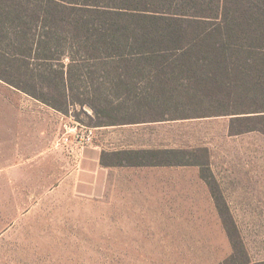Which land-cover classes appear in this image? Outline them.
Returning a JSON list of instances; mask_svg holds the SVG:
<instances>
[{
    "label": "trees",
    "instance_id": "trees-1",
    "mask_svg": "<svg viewBox=\"0 0 264 264\" xmlns=\"http://www.w3.org/2000/svg\"><path fill=\"white\" fill-rule=\"evenodd\" d=\"M0 80L63 114L81 109L88 126L231 116L232 134H264V0H0ZM164 157L201 165L232 244L218 264H264L252 261L208 159L124 151L102 162Z\"/></svg>",
    "mask_w": 264,
    "mask_h": 264
},
{
    "label": "rangeland",
    "instance_id": "rangeland-1",
    "mask_svg": "<svg viewBox=\"0 0 264 264\" xmlns=\"http://www.w3.org/2000/svg\"><path fill=\"white\" fill-rule=\"evenodd\" d=\"M80 111L75 108L67 116L76 121ZM59 117L63 115L0 80V264H218L231 255L214 195H184L185 179L195 177L197 167L178 168L175 211L139 214L130 230L134 236H121V214L68 207L105 202L77 195L71 181L61 184L57 159L41 154L46 147L41 127L48 121L58 123ZM79 120L89 123L82 112ZM231 120H176L177 148L195 152L202 163L208 159V166L213 163L227 179L246 182L245 188L223 195L213 174L252 261H264V134H232ZM74 124L77 134L85 133ZM145 215L153 217L148 220ZM109 228L116 229L117 236L105 237Z\"/></svg>",
    "mask_w": 264,
    "mask_h": 264
},
{
    "label": "crops",
    "instance_id": "crops-1",
    "mask_svg": "<svg viewBox=\"0 0 264 264\" xmlns=\"http://www.w3.org/2000/svg\"><path fill=\"white\" fill-rule=\"evenodd\" d=\"M49 108L63 117L57 118L56 124H49L48 121L46 127H41V137L46 145L41 148V154L48 160L57 159L61 184L71 181L77 195L94 197L105 202L68 207L84 209L83 212L121 214L117 217L125 225L119 231L122 237L134 236V232L130 230L135 229L133 224L141 217L139 214L175 211L177 189L180 188L177 178L178 168L199 169L195 177L185 179L187 182L184 195L195 196L196 191L207 192L208 196L213 194L210 185L202 176L201 165H176L170 157L162 158L159 163L143 165H118L113 160L108 161L107 164L102 162L104 153L181 150L177 148L176 124H174L178 119L169 117L162 120L146 119L141 122L115 125H84L92 129L94 138L88 144H82L78 140V132L75 131L77 126L74 124L79 122L72 121V116ZM48 117L53 123L52 117L49 115ZM68 121H72L70 126ZM82 125L80 126L83 128ZM212 164H210L211 170L217 176L223 195L228 194L227 190L245 188V181L227 179V176L220 175ZM116 198L121 200L118 201ZM139 198H154V200H139ZM230 211L234 214L232 208ZM152 217L146 218L151 220ZM219 217L222 221L221 216ZM222 225L224 227V223ZM116 231L113 228L110 231L109 228L103 235L114 237L117 236Z\"/></svg>",
    "mask_w": 264,
    "mask_h": 264
},
{
    "label": "built area",
    "instance_id": "built-area-1",
    "mask_svg": "<svg viewBox=\"0 0 264 264\" xmlns=\"http://www.w3.org/2000/svg\"><path fill=\"white\" fill-rule=\"evenodd\" d=\"M78 125H81L80 123H77ZM84 128L85 133L78 134V140L82 142V144H88L90 141L94 138V133L92 129L82 125Z\"/></svg>",
    "mask_w": 264,
    "mask_h": 264
}]
</instances>
